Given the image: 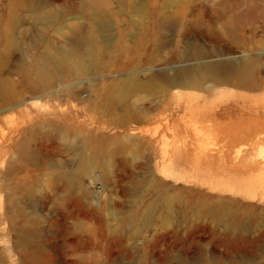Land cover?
<instances>
[{
    "label": "rangeland",
    "instance_id": "obj_1",
    "mask_svg": "<svg viewBox=\"0 0 264 264\" xmlns=\"http://www.w3.org/2000/svg\"><path fill=\"white\" fill-rule=\"evenodd\" d=\"M261 136L264 0H0V264H264Z\"/></svg>",
    "mask_w": 264,
    "mask_h": 264
},
{
    "label": "bare ground",
    "instance_id": "obj_2",
    "mask_svg": "<svg viewBox=\"0 0 264 264\" xmlns=\"http://www.w3.org/2000/svg\"><path fill=\"white\" fill-rule=\"evenodd\" d=\"M70 60V63H72V61H71V59H69ZM67 63H68V61H67ZM235 65V63H226V65ZM249 65V64H248ZM242 66V65H241ZM211 67V66H210ZM249 67V66H248ZM247 67V68H248ZM201 68V67H200ZM207 68H208V66H207ZM235 68V67H234ZM209 69V68H208ZM202 70H204V69H202ZM207 71V70H206ZM209 71H210V69H209ZM129 80V79H128ZM126 85V84H125ZM126 87V86H125ZM130 88V87H129ZM184 106V105H183ZM194 106H196V103L195 102H193V101H190V100H187V102H186V104H185V108H193ZM263 136H261V137H259L258 138V140H264V138H262ZM242 152V151H241ZM86 158V157H85Z\"/></svg>",
    "mask_w": 264,
    "mask_h": 264
}]
</instances>
